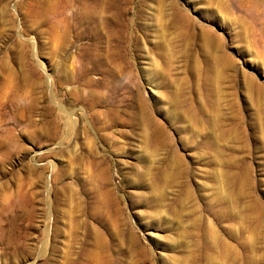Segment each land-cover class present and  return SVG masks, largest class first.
Listing matches in <instances>:
<instances>
[{"label": "rangeland", "instance_id": "1", "mask_svg": "<svg viewBox=\"0 0 264 264\" xmlns=\"http://www.w3.org/2000/svg\"><path fill=\"white\" fill-rule=\"evenodd\" d=\"M65 2L0 0V264H264V0Z\"/></svg>", "mask_w": 264, "mask_h": 264}, {"label": "bare ground", "instance_id": "2", "mask_svg": "<svg viewBox=\"0 0 264 264\" xmlns=\"http://www.w3.org/2000/svg\"><path fill=\"white\" fill-rule=\"evenodd\" d=\"M83 4V0H72V1H67L65 2V8L68 9H73L79 5ZM63 15V13H61Z\"/></svg>", "mask_w": 264, "mask_h": 264}]
</instances>
